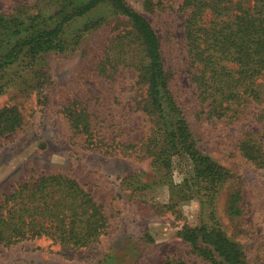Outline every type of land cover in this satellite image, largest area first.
Returning <instances> with one entry per match:
<instances>
[{
  "label": "rangeland",
  "instance_id": "obj_1",
  "mask_svg": "<svg viewBox=\"0 0 264 264\" xmlns=\"http://www.w3.org/2000/svg\"><path fill=\"white\" fill-rule=\"evenodd\" d=\"M124 1L159 36L172 91L197 147L227 174L215 199L217 224L241 246L248 264H264V83L258 95L244 97L237 112L210 114L191 80L185 0ZM197 1H223L230 15H238L259 0ZM44 4L0 0V16H32ZM122 21L109 18L73 53L47 56L46 87L10 75L0 81V112L15 109L20 117L13 132L0 135V199L24 181L60 175L90 194L105 219L102 236L88 248L61 249L47 239L0 245V264H203L180 235L185 226H199V203L177 205L176 186L183 175L174 172L170 181L148 151L153 122L146 113V83L132 68L104 73L100 67L107 49L115 48V38L129 29ZM72 105L90 114L91 139L71 128L67 108ZM246 146L258 154L250 157ZM234 195L240 198L238 217L229 214Z\"/></svg>",
  "mask_w": 264,
  "mask_h": 264
},
{
  "label": "trees",
  "instance_id": "obj_2",
  "mask_svg": "<svg viewBox=\"0 0 264 264\" xmlns=\"http://www.w3.org/2000/svg\"><path fill=\"white\" fill-rule=\"evenodd\" d=\"M37 1L46 4L35 15L0 16V81L10 75L23 83L46 87L47 56L73 53L109 18H122L129 29L115 38V48L107 49L100 67L104 73L119 66L132 68L146 83V113L153 122L148 151L170 181L174 172L183 175L176 186V198L181 203L177 205L196 199L201 209L199 226H185L182 239L203 264H248L241 246L230 240L215 220L216 195L227 174L198 149L176 102L160 38L150 22L124 0ZM222 2L183 3L190 9L184 36L194 71L191 80L197 98L207 104L212 115L237 112L244 97L258 95L264 83V0L241 8L238 15H230L231 8ZM207 13L215 14V18L206 17ZM2 91L0 84V94ZM70 107L67 117L74 133L91 139L90 114L84 108ZM19 124L17 110L0 112V135L13 132ZM244 151L250 157L256 151L258 154L253 146H246ZM239 202L238 195L231 198L230 216L241 214ZM104 228L105 219L94 199L65 176L45 175L24 181L0 199V245L47 239L61 249L80 250L97 242Z\"/></svg>",
  "mask_w": 264,
  "mask_h": 264
}]
</instances>
